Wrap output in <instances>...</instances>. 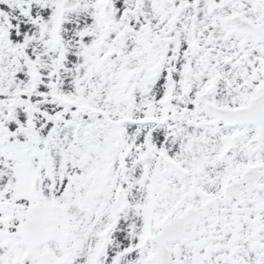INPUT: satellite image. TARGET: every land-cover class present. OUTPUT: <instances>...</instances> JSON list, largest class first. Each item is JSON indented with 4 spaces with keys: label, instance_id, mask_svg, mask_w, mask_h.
<instances>
[{
    "label": "snow or ice",
    "instance_id": "6c2138e0",
    "mask_svg": "<svg viewBox=\"0 0 264 264\" xmlns=\"http://www.w3.org/2000/svg\"><path fill=\"white\" fill-rule=\"evenodd\" d=\"M0 264H264V0H0Z\"/></svg>",
    "mask_w": 264,
    "mask_h": 264
}]
</instances>
